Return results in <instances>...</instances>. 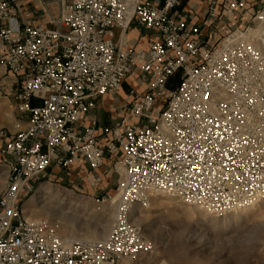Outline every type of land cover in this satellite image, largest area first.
<instances>
[{
    "label": "built area",
    "instance_id": "obj_1",
    "mask_svg": "<svg viewBox=\"0 0 264 264\" xmlns=\"http://www.w3.org/2000/svg\"><path fill=\"white\" fill-rule=\"evenodd\" d=\"M205 2L191 22L182 0H0L3 89L26 117L0 150V264L136 259L149 242L133 215L153 193L217 216L264 200V0ZM128 78L117 121L81 125ZM107 154L123 174L104 238L67 241L27 216L49 168L94 171Z\"/></svg>",
    "mask_w": 264,
    "mask_h": 264
},
{
    "label": "rangeland",
    "instance_id": "obj_2",
    "mask_svg": "<svg viewBox=\"0 0 264 264\" xmlns=\"http://www.w3.org/2000/svg\"><path fill=\"white\" fill-rule=\"evenodd\" d=\"M51 7L58 10L57 5ZM4 77L0 67V150L7 138L22 128L16 126L17 120L26 123L3 89ZM129 88L125 82L124 91ZM80 166L83 169H65L66 175L55 177L49 169L25 202L27 216L46 220L68 241L101 239L96 235L103 231L104 238L112 224L115 198L109 195L114 194L123 169L115 162L94 171L84 162ZM5 175L6 166L0 161V195ZM148 203L143 208L137 206L133 220L149 249L122 264H264V200L220 216L164 193L154 194Z\"/></svg>",
    "mask_w": 264,
    "mask_h": 264
},
{
    "label": "crops",
    "instance_id": "obj_3",
    "mask_svg": "<svg viewBox=\"0 0 264 264\" xmlns=\"http://www.w3.org/2000/svg\"><path fill=\"white\" fill-rule=\"evenodd\" d=\"M181 7L183 8L181 15L185 17L187 20L191 22L200 21L204 15L206 2L205 0H182ZM31 19L33 20L35 19V17L33 16ZM128 38L134 41L140 47H147L150 42V37L148 35L140 32L137 28L134 27L128 30ZM126 82H129L130 87L131 85H133L131 78H128ZM128 90L124 91V85H123L122 90L118 94H114V95L108 94L103 96L99 101L98 106L95 109L91 110V112L87 115V117L82 120L81 125L87 126L94 122L97 129L101 130L106 126H111L112 124H114L118 118V112L120 107L119 101L125 96ZM37 101L38 100L36 99L34 100V102ZM109 137L106 138L109 139ZM108 164L109 165L112 164V158L107 154L105 156L104 165H108ZM78 168L83 169V166H80L79 164H72L67 168L56 166V167H51L49 169H50V174L55 177L57 175H61V176L66 175L67 174L66 170L73 171L74 169H78Z\"/></svg>",
    "mask_w": 264,
    "mask_h": 264
},
{
    "label": "bare ground",
    "instance_id": "obj_4",
    "mask_svg": "<svg viewBox=\"0 0 264 264\" xmlns=\"http://www.w3.org/2000/svg\"><path fill=\"white\" fill-rule=\"evenodd\" d=\"M53 5H57L56 3L54 4L53 3ZM58 7V6H57ZM51 8H53V7H51ZM53 11V10H52ZM53 13L54 14H57L58 13V10H56V9H54V11H53ZM17 126V125H16ZM18 127V126H17ZM123 169V168H122ZM154 194H156V193H153L151 196H153ZM256 204H254V205H252V206H255ZM252 206H250V207H252ZM247 208H249V207H247ZM105 234L103 233V231H100V233H98L96 236L97 237H100L101 239L103 238V236H104ZM95 236V237H96ZM68 241V240H67ZM70 241H72V240H70ZM125 260V259H124ZM124 260H123V263H124Z\"/></svg>",
    "mask_w": 264,
    "mask_h": 264
}]
</instances>
